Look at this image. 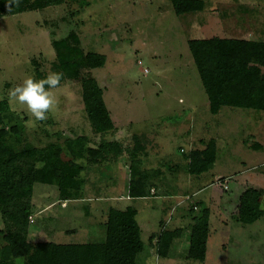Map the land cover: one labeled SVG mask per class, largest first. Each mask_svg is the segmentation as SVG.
<instances>
[{
	"label": "rangeland",
	"instance_id": "374dc122",
	"mask_svg": "<svg viewBox=\"0 0 264 264\" xmlns=\"http://www.w3.org/2000/svg\"><path fill=\"white\" fill-rule=\"evenodd\" d=\"M206 1L203 12L177 15L170 0H65L0 18V100L10 102L9 89L29 76L36 79L33 59L42 72H53V38L77 33L85 53L107 58L104 66L93 69L81 59L78 77L67 79L55 91L58 106L46 121H35L25 106L10 102L13 110L27 118L24 137L28 142L43 147L79 135L87 136L89 145L97 148L113 142L114 149L102 157H87L83 172L84 191L103 187L101 192L111 193L106 189L109 185L128 187L133 138L139 136L143 148L135 156L142 160L141 170L164 187L157 189V196L119 199L116 204L123 209L119 210L125 222L132 218L143 227L144 240L145 225L151 227L155 220L158 228L163 217L171 222L162 229L183 227L186 237L195 217L203 208L210 209L205 263L187 259L186 250L176 254L175 245L169 258L159 256L146 264H264V214L251 224L236 219L241 196L249 188L263 192L264 210V111L224 107L213 114L188 44L191 39L215 36L264 41V0ZM88 76L103 89L119 130H92L81 86ZM57 131L61 138L52 135ZM211 138L218 145L213 168L201 175L189 174L187 154L203 149ZM219 175L225 177L219 179ZM164 189L170 195L164 196ZM44 192L50 201L59 198L56 186L35 184L32 243L44 240L42 229L48 228L41 213L47 203ZM166 201L170 207L162 211ZM65 224L73 228L76 223ZM5 227L0 215V230ZM15 264L24 260L17 259ZM138 264H144L141 258Z\"/></svg>",
	"mask_w": 264,
	"mask_h": 264
},
{
	"label": "trees",
	"instance_id": "16d2710c",
	"mask_svg": "<svg viewBox=\"0 0 264 264\" xmlns=\"http://www.w3.org/2000/svg\"><path fill=\"white\" fill-rule=\"evenodd\" d=\"M177 15L195 14L207 8L206 0H170ZM65 0H0V18L30 10L63 4ZM54 34V32H53ZM203 87L208 95L210 110L218 114L223 107L264 111V41L235 37H211L188 41ZM56 52L52 70L62 73L61 83L78 77L81 59L89 68L106 64V55L84 52L77 33L52 40ZM35 76L44 79L35 59ZM85 113L96 133L115 128L106 105L103 89L97 80L88 76L82 80ZM27 118L13 110L8 99L0 100V215L6 227L0 230L4 245L0 247V264H138L134 253L113 254L105 243L57 244L32 243L29 240L30 218L33 215V193L36 183L56 186L61 200L83 198L87 157L98 159L114 149L113 142H104L99 148L90 146L85 135L68 137L62 143L50 142L38 147L26 140ZM52 135L61 138L57 131ZM140 137L134 135L130 164L129 195L147 197L153 188L149 175L141 170L142 160L135 153L143 148ZM203 149L190 151L186 159L188 172L203 174L213 168L217 159V140L211 138ZM254 145V144H253ZM257 147V145H256ZM42 166L37 168V164ZM263 192L247 189L241 196L236 219L244 224L257 221L264 214L261 209ZM201 204V203H200ZM202 205V204H201ZM197 208V207H196ZM184 229L163 228L152 237L160 257H167L173 242L182 237ZM210 234V209L205 207L192 224L188 258L204 263L207 258Z\"/></svg>",
	"mask_w": 264,
	"mask_h": 264
},
{
	"label": "crops",
	"instance_id": "0c3cea01",
	"mask_svg": "<svg viewBox=\"0 0 264 264\" xmlns=\"http://www.w3.org/2000/svg\"><path fill=\"white\" fill-rule=\"evenodd\" d=\"M106 102V101H105ZM108 107V104L106 102ZM227 107V106H226ZM224 108V107H223ZM223 108L220 110L223 111ZM235 109L234 107H230ZM109 109V107H108ZM252 110V109H251ZM113 122L115 124V130H119V125L115 120V114L109 109ZM257 111V110H254ZM118 118V116H116ZM113 129V130H114ZM189 161L187 160V165ZM190 174V173H189ZM201 175V174H200ZM225 176L219 175L218 178H224ZM131 178V177H130ZM150 183L153 185L151 189L150 196L140 197L148 198L151 196H157V189L162 188L163 185L154 182L153 175L149 176ZM130 184V179H129ZM129 184L128 187L118 189L115 184L109 185L106 189L110 188L112 191L101 192L103 187H95L87 193L86 189L83 194V198L78 200H61L60 197L50 201L48 199L49 194L44 192L42 198L46 200V204L42 207L41 213L44 214V221L47 222V230L42 229V236L45 238L37 242H54L57 244H84V243H105L108 247V251L113 254H130L134 253L137 255L138 259L141 258V263L146 264L149 259L158 258L159 255L156 249V239L151 240L158 234L163 226H168L171 219L165 222V218H160L158 220V228L155 226L156 221L151 227L145 225L147 232V240L141 238V233L143 232V227H138L132 220L124 221L123 210L118 203L119 199L125 201H132L134 199L129 195ZM164 187V186H163ZM100 188V191L99 189ZM45 191H49L46 189ZM165 195H170V190H165ZM113 195L112 197L110 196ZM197 194V191L193 192L191 196ZM44 196V197H43ZM59 196V192H58ZM88 197V198H86ZM190 198V196H187ZM33 202V201H32ZM84 202H89L90 204L85 205ZM164 202L161 206L162 211H166L170 206ZM33 206L35 207L36 205ZM203 207V206H202ZM120 209V210H119ZM173 209V208H172ZM157 217V216H156ZM84 221L83 225L78 223V221ZM44 222V223H45ZM65 223H76L73 228L66 227ZM165 226V227H166ZM183 228V227H181ZM184 228L181 238L176 239L171 245L169 255L164 258H169L171 255V250L173 246L177 247L176 254L183 253L185 250V257L189 259L188 252L190 247L191 232L184 237ZM191 231L192 228H189ZM30 235V234H29ZM66 235H69L66 237ZM31 239V238H30ZM29 239V240H30ZM31 241V240H30ZM34 241V240H32ZM34 242V243H35ZM180 248L182 250H180ZM183 251V252H182ZM160 258V257H159ZM207 260V258H206ZM205 260V262H206ZM204 262V263H205Z\"/></svg>",
	"mask_w": 264,
	"mask_h": 264
},
{
	"label": "clouds",
	"instance_id": "9594fccd",
	"mask_svg": "<svg viewBox=\"0 0 264 264\" xmlns=\"http://www.w3.org/2000/svg\"><path fill=\"white\" fill-rule=\"evenodd\" d=\"M13 3L19 0H12ZM62 73H49L44 79L36 80L27 77L22 84L9 89L10 102L25 106L27 112L35 121H46L50 113L57 109V97L55 91L59 88ZM37 164V168L41 167Z\"/></svg>",
	"mask_w": 264,
	"mask_h": 264
},
{
	"label": "built area",
	"instance_id": "2783aa9c",
	"mask_svg": "<svg viewBox=\"0 0 264 264\" xmlns=\"http://www.w3.org/2000/svg\"><path fill=\"white\" fill-rule=\"evenodd\" d=\"M196 208V207H195Z\"/></svg>",
	"mask_w": 264,
	"mask_h": 264
}]
</instances>
